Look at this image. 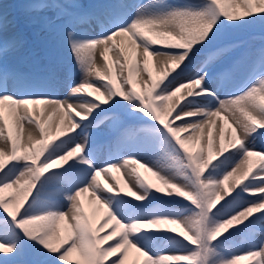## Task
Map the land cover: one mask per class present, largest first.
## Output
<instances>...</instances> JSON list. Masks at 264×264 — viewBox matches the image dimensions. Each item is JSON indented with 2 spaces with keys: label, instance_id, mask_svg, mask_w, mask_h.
I'll list each match as a JSON object with an SVG mask.
<instances>
[{
  "label": "snow or ice",
  "instance_id": "obj_1",
  "mask_svg": "<svg viewBox=\"0 0 264 264\" xmlns=\"http://www.w3.org/2000/svg\"><path fill=\"white\" fill-rule=\"evenodd\" d=\"M23 8L33 49L0 3V264H264V0Z\"/></svg>",
  "mask_w": 264,
  "mask_h": 264
},
{
  "label": "rangeland",
  "instance_id": "obj_2",
  "mask_svg": "<svg viewBox=\"0 0 264 264\" xmlns=\"http://www.w3.org/2000/svg\"><path fill=\"white\" fill-rule=\"evenodd\" d=\"M24 0H0V3L4 6V11L8 15L9 21L12 23L13 28L15 31L19 32L26 42V49H33L35 48L40 41L43 39V33H39L38 26L34 25L30 22L28 16L25 13L23 8ZM15 13V17L12 14ZM261 35V29L259 25H256L252 29L247 30H228L226 31L221 39L218 41L219 44H226L229 42L234 43H246V44H259V37ZM31 46V47H30ZM20 59H22L20 61ZM113 59V58H112ZM111 61V60H110ZM14 62L25 72L27 73H37V68L32 65V58L27 57L25 54L18 55ZM114 68V74H115ZM153 75H156V70H152ZM62 75H72L77 76V73L71 71V69L65 64L62 67ZM139 86V85H138ZM226 130L228 127V123L225 124ZM261 141H257L260 143ZM21 143L23 142V133ZM141 172L153 182L156 181V178L151 175V173L146 172V170L141 169ZM118 179H120L121 186L127 188V185L124 183V178L121 176V173H115ZM81 201L84 206V210L86 214L89 216L90 219L94 220L95 222H99L100 212L98 211L96 205L92 202V198L90 197L89 193H84L81 196ZM63 233V229H62ZM259 239V236H257ZM140 258L135 250L130 249L129 254L126 257V264H140ZM238 264H249L247 259L241 260Z\"/></svg>",
  "mask_w": 264,
  "mask_h": 264
},
{
  "label": "bare ground",
  "instance_id": "obj_3",
  "mask_svg": "<svg viewBox=\"0 0 264 264\" xmlns=\"http://www.w3.org/2000/svg\"><path fill=\"white\" fill-rule=\"evenodd\" d=\"M112 58L113 57L111 56V54H109V59L112 60ZM150 67H151L152 70H156L155 66H153L151 64H150ZM57 90H59V89H57ZM59 124H60V118H59V116L53 118L52 127H50V129H49L50 134L55 131V128L57 126H59ZM27 133H28V126L25 125L24 131H23V142H24V144L27 143Z\"/></svg>",
  "mask_w": 264,
  "mask_h": 264
}]
</instances>
